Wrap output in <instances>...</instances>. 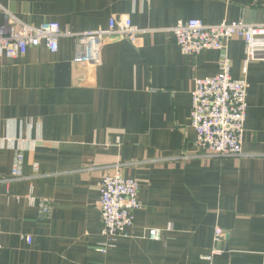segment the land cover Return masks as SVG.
<instances>
[{"label":"crops","instance_id":"obj_1","mask_svg":"<svg viewBox=\"0 0 264 264\" xmlns=\"http://www.w3.org/2000/svg\"><path fill=\"white\" fill-rule=\"evenodd\" d=\"M22 23L80 34L128 17L135 43L110 40L98 66H75L76 45L0 57V264H264V61L244 70L227 43L231 77H245L238 158H196L189 126L193 80L214 76L220 53L181 54L172 29L242 21L264 25V0H0ZM0 18V22H2ZM22 178L11 179L15 151ZM119 166L138 182L141 209L105 254L99 183ZM112 171V170H111ZM30 198L32 200H30ZM49 202L48 215L39 205ZM223 232L222 254L203 258ZM160 239L150 240L149 230ZM29 240V242H27Z\"/></svg>","mask_w":264,"mask_h":264},{"label":"built area","instance_id":"obj_2","mask_svg":"<svg viewBox=\"0 0 264 264\" xmlns=\"http://www.w3.org/2000/svg\"><path fill=\"white\" fill-rule=\"evenodd\" d=\"M0 18L3 19L0 22V57L11 60L23 57L29 48L44 47L50 53H56L59 40L71 38L76 45L72 63L75 66L95 67L101 63V51L107 42L124 38L135 43L141 33L128 17L110 19L106 30L80 34L62 31L55 22L42 23L38 27L22 23L1 6ZM171 31L181 54L185 56H197L209 50L220 53L217 73L212 77L193 80L189 113V126L195 133L191 145L193 154L196 158L241 157L249 85L245 77L232 79L227 43L234 39L243 43L245 75L247 64L264 61V25L237 21L208 26L192 19L178 22ZM22 164V151H15L12 180L22 178ZM119 168L113 167L112 171L107 168L99 183L98 210L103 243L97 252L101 254H105L117 238L128 236L126 230L133 224V214L141 209L138 182L124 177ZM49 211V202L40 203L41 214L48 215ZM147 237L159 240L160 232L151 229ZM223 237L222 230L215 228L213 241L216 247L203 260L211 261L222 254L218 246Z\"/></svg>","mask_w":264,"mask_h":264}]
</instances>
